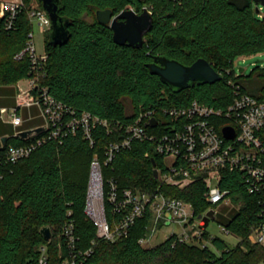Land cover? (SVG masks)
Wrapping results in <instances>:
<instances>
[{"label": "trees", "instance_id": "1", "mask_svg": "<svg viewBox=\"0 0 264 264\" xmlns=\"http://www.w3.org/2000/svg\"><path fill=\"white\" fill-rule=\"evenodd\" d=\"M22 1L13 25L7 28V12L4 0H0V86L32 74L30 57H16L33 29L28 16L31 0ZM37 1L43 8L42 1ZM146 4L151 7L153 21L139 48L116 43L109 25L96 18L100 8H111L115 14L129 7L142 11ZM260 7L254 0H62L60 14L72 22L70 37L62 45H52L49 33L45 39L48 59L40 82L66 107L64 122L56 135L51 128L44 129L27 139L9 136L0 146L1 152L9 145L42 140L16 162L0 161V264H37L41 245L47 247L48 264H60L68 253L62 231L70 219L74 222L76 250L92 248L77 264H257L264 260L263 245L251 238L253 225L264 221V198L246 190L240 172H226L221 181L233 200L241 204L219 220L240 237L234 246L220 236H211L206 229L203 237L208 241L204 244L175 242L172 235L146 246L139 239L151 223L150 209L135 219L126 235L99 239L84 210L94 157L101 162L106 195L113 180L119 192L131 188L152 195L158 189L187 200L196 215L210 206L203 197L206 187L202 180L183 189L160 185L154 169L161 168L163 159L151 141L134 140L130 147L115 151L111 160L107 159V149L125 137L122 126L143 109L186 106L192 100L225 109L243 92L264 99V67L255 66L239 74L234 69L236 57L264 52ZM156 54L185 64L204 57L222 78L174 91L147 67ZM83 113L106 119L108 126L96 123L88 136L82 124L66 125ZM259 133L264 143V127ZM75 153L84 155L86 162H78ZM105 209L114 227L122 214L114 212L108 200ZM44 226L51 230L50 239L41 231Z\"/></svg>", "mask_w": 264, "mask_h": 264}, {"label": "built area", "instance_id": "2", "mask_svg": "<svg viewBox=\"0 0 264 264\" xmlns=\"http://www.w3.org/2000/svg\"><path fill=\"white\" fill-rule=\"evenodd\" d=\"M22 6V0H4L7 28L13 25ZM28 16L32 24L38 21L42 25L44 33L51 29L50 17L39 5H31L28 8ZM23 55H28L31 59L32 74L25 77L27 87H18L17 103L38 105L44 118L45 129L51 128L52 134L56 135L64 122L66 107L51 97L41 85L48 53L45 47L42 52H37L33 29L28 33L25 46L16 57ZM33 89L37 92L34 93ZM0 111L4 114L8 109L4 107ZM11 115L12 122L19 125L21 117L16 115L15 111ZM152 119H155L154 125L150 124ZM96 123L108 126L106 119L92 116L90 113H83L80 118L72 117L66 125L82 124L90 136V130ZM226 126L232 127L235 132L231 139L223 135V128ZM263 127L264 99L247 92L236 95L225 109L192 100L186 106H164L161 109L149 108L139 111L132 121L122 126L125 137L120 142L109 145L107 159L111 160L120 147H130L134 140L151 141L154 151L163 159L161 168L157 167L160 185L183 189L194 181L202 180L206 187L203 197L210 206L199 214V217L192 203L187 200L163 194L158 189L152 195L131 188L119 192L113 180L109 181L110 189L106 195L101 162L94 157L90 163L84 210L96 226L97 238L115 240L126 235L135 219L150 209L152 220L146 227V235L139 239L140 243H148L160 229L172 224H176L179 229L172 230L165 238L174 235L175 242L207 243L208 240L203 237L207 226L202 223L201 218L216 219L224 210L228 211H224L225 215H229L232 209L237 210L241 205L233 200L228 189L221 186L226 172L242 173L246 190L264 198V143L259 133ZM41 141L38 139L24 145H9L0 152V161L5 159L16 162L29 155ZM148 154L149 152L146 153ZM106 200L111 203L114 212L122 214L114 227L106 217ZM210 209L213 210L214 218L206 215ZM219 225L223 231L230 232L224 223L219 221ZM62 234L68 253L60 264H77L81 255H88L92 251V248L85 251L76 250L77 238L72 219L64 224ZM251 238L254 242L264 244V221L253 225ZM39 249L37 264H48L46 245H41Z\"/></svg>", "mask_w": 264, "mask_h": 264}, {"label": "water", "instance_id": "3", "mask_svg": "<svg viewBox=\"0 0 264 264\" xmlns=\"http://www.w3.org/2000/svg\"><path fill=\"white\" fill-rule=\"evenodd\" d=\"M41 1L51 20L50 44L62 45L66 43L70 37L69 26L72 22L67 16L60 14L62 0ZM254 1L257 5L264 7V0ZM96 18L100 23L109 25L116 43L135 48L142 46L144 35L151 29L153 21L152 11L147 7H144L141 12H137L133 8H125L115 14L111 8H100L96 10ZM147 67L151 74L159 76L161 81L169 85L174 91L189 87L195 82L212 83L222 78V74L204 57H199L191 64H185L167 55L156 54L147 63ZM239 71L242 73L244 68L240 67ZM150 124L154 125L155 119H152ZM44 129L45 127L42 125L19 131L17 135L27 139L41 133ZM223 135L231 139L235 136V132L232 127L226 126L223 128ZM153 164L155 165L154 160ZM154 176L156 179L158 178L157 168L154 169ZM206 215L214 218L213 210L207 211ZM41 231L46 239L51 238L52 234L49 226H44Z\"/></svg>", "mask_w": 264, "mask_h": 264}, {"label": "rangeland", "instance_id": "4", "mask_svg": "<svg viewBox=\"0 0 264 264\" xmlns=\"http://www.w3.org/2000/svg\"><path fill=\"white\" fill-rule=\"evenodd\" d=\"M31 5L32 6H38L39 2L37 0H31ZM144 7H147L150 11L151 7L149 4H146ZM130 8V7H129ZM141 12V11H138ZM260 15H264V7L260 8L259 10ZM33 32H34V39L36 43V48L37 52H42L45 47V39H48V35L50 33V29L47 30L45 33L42 31V25L38 21L33 22ZM145 39V35H144ZM255 66H260L264 67V52L253 54V55H241L235 58L234 60V69L237 74L240 73L239 68L243 67L244 72L248 73L251 71L252 68ZM23 83H27V79L24 78ZM76 156V160L81 163L86 162L85 156L82 154H74V157ZM228 212L227 210H224ZM220 212V214L217 215L216 219H207V218H201V221L203 224L207 226V230L211 235H217L223 238L230 246H234L238 243L240 240V237L238 235L232 233V232H226L223 231L219 225V220L221 218H225L228 215H225V213ZM179 228L177 227L176 224H172L171 226H165L162 229H160L153 237L151 240L146 243V246H152L157 243H160L162 240L165 239L166 235H168L172 230H178ZM264 247V244H262ZM257 264H264V260L259 261Z\"/></svg>", "mask_w": 264, "mask_h": 264}, {"label": "crops", "instance_id": "5", "mask_svg": "<svg viewBox=\"0 0 264 264\" xmlns=\"http://www.w3.org/2000/svg\"><path fill=\"white\" fill-rule=\"evenodd\" d=\"M24 79V78H23ZM23 79L18 80L14 84L0 86V109L7 108L4 114L0 111V146H2L9 136H15L19 131L30 129L44 124V118L38 105H18L17 91L22 85L27 87V83H23ZM21 117V123L15 125L12 122V112ZM2 115V116H1Z\"/></svg>", "mask_w": 264, "mask_h": 264}]
</instances>
